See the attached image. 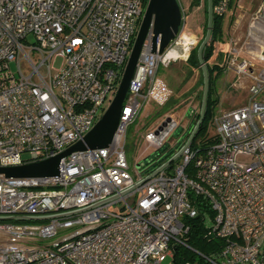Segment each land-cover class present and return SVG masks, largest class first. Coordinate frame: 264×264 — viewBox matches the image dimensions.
<instances>
[{"label":"built area","instance_id":"1","mask_svg":"<svg viewBox=\"0 0 264 264\" xmlns=\"http://www.w3.org/2000/svg\"><path fill=\"white\" fill-rule=\"evenodd\" d=\"M147 2L0 0V167L48 159L83 140L115 95ZM230 2L214 0L212 13L224 16ZM262 9L264 0L242 43L218 63L247 87L246 103L216 112L213 140L189 143L168 170L137 185L149 173L130 170L124 140L154 96L158 66L186 62L197 44L182 13L162 52L151 51V33L145 39L106 147L61 157L52 176L0 173V216L66 214L0 220V264H175L186 219L199 214L207 234L224 240L204 264H264V41L250 44ZM177 125L166 117L143 139L158 151Z\"/></svg>","mask_w":264,"mask_h":264},{"label":"rangeland","instance_id":"2","mask_svg":"<svg viewBox=\"0 0 264 264\" xmlns=\"http://www.w3.org/2000/svg\"><path fill=\"white\" fill-rule=\"evenodd\" d=\"M261 2L262 0H232L231 7L223 19L224 42L221 43V47L225 44L226 49H229L234 43L236 46L242 43L250 29L252 17L256 15ZM178 3L181 13L185 16V30L191 32L199 40L204 30L206 14L204 0L199 3L192 0H178ZM253 25L255 27L253 26L251 31L255 39L251 38L250 44L256 46L259 41H264V9L257 14ZM10 68L15 75H18L15 63H11ZM189 70L187 64L180 60L172 62L167 67L158 66L152 89L154 96L144 104L136 119L126 130L124 150L132 172L142 173L150 166L151 157L155 154V149L143 139L146 131L154 130L166 117L176 120L178 125L166 140L168 148L172 149L194 126L202 97V84L199 81V71L194 69L189 74ZM213 93L218 99L214 114L239 107L246 103L248 97L247 87H238L236 75L232 71L223 72L216 82ZM112 96L110 95L104 104V110L109 105ZM208 122L207 136L211 137L215 134V129L211 125V120ZM137 135L138 139L135 138ZM133 199L134 197L127 198V201L131 204ZM118 207L117 204H112L110 209L117 211ZM167 262L168 260L164 264Z\"/></svg>","mask_w":264,"mask_h":264},{"label":"water","instance_id":"3","mask_svg":"<svg viewBox=\"0 0 264 264\" xmlns=\"http://www.w3.org/2000/svg\"><path fill=\"white\" fill-rule=\"evenodd\" d=\"M206 16L207 19L205 34L196 50V55L202 74V97L198 119L192 127L185 143L164 163L146 175L142 180L137 182V185L142 184L160 170L168 167L170 163L175 161L180 156L183 148L192 141L198 126L202 122L208 92V73L202 58V51L211 36L213 17L212 0H207ZM181 21L182 14L177 0H148L115 95L111 99L109 105L99 120L83 137V140L74 143L60 154L48 159L19 166L0 167V173H3L6 177L52 176L58 173V162L61 157L73 151L106 147L111 142L113 133L118 125L119 115L127 94L129 81L134 73L136 63L138 61V57L145 39L147 38L148 34L151 33V51L155 52L158 50V52H162L168 43L178 33ZM162 124H164V121ZM109 199L111 198H108L102 202L108 201ZM63 215L66 214H57L43 217L0 216V220L39 221Z\"/></svg>","mask_w":264,"mask_h":264},{"label":"trees","instance_id":"4","mask_svg":"<svg viewBox=\"0 0 264 264\" xmlns=\"http://www.w3.org/2000/svg\"><path fill=\"white\" fill-rule=\"evenodd\" d=\"M192 1L195 3H199L201 0H192ZM231 2L229 4V9L231 7ZM213 3L214 0H212V4ZM204 4L206 9L207 0H204ZM206 19L207 16L205 14L203 35L198 40L197 44L192 48L189 57L185 62L187 66L190 68V70L188 71L189 74L194 69H197L199 71L200 84H202V74L199 66V61L196 55V50L205 34ZM223 19L224 16H217L213 14L211 36L208 43L206 44V46L202 51V58L204 60L208 73V92H207L202 122L198 126V129L192 141L190 142L191 148L193 149L197 147H204L213 140V136L211 137L207 136L208 123H209L208 121L212 119V116L215 112V108L218 103V99L213 93L217 80L223 74V69L220 68L218 63L222 62L227 54L226 45L224 44V46L221 47V43L224 42ZM200 105H201V100H200ZM200 105H199V109H200ZM198 116H199V112L196 113L194 124L198 119ZM189 133L190 132H186L184 138L180 140V142H178L177 145L175 144L174 148L169 149L167 143H165L160 150L155 151V154H153V156L151 157L150 166L145 169L146 174L151 173L155 168H157L162 163H164L168 158H170L184 144ZM135 138L138 139V135L137 137L135 136ZM173 164L174 162H172L168 166L167 170L171 168ZM199 200H196L197 205L202 206L199 203ZM9 221L18 222L16 220H9ZM186 223L188 224L189 229L184 235L185 245H180L175 248L173 261L175 264H183L184 262H189L190 264H204L205 257L213 256V254L218 252V250H220V248L223 246L224 240L207 234L201 214H199L196 217L186 219Z\"/></svg>","mask_w":264,"mask_h":264}]
</instances>
